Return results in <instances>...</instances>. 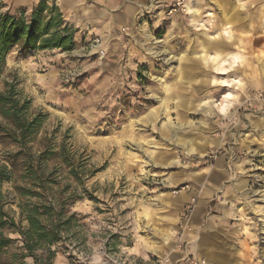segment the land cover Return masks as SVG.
<instances>
[{
	"label": "rangeland",
	"instance_id": "obj_1",
	"mask_svg": "<svg viewBox=\"0 0 264 264\" xmlns=\"http://www.w3.org/2000/svg\"><path fill=\"white\" fill-rule=\"evenodd\" d=\"M0 1L27 14L40 0ZM216 2L211 19L147 14L98 37L75 31L70 51L6 54L0 91L16 80L46 114L23 154L39 165L43 145L64 142L82 173L68 181L77 223L52 264H264V0ZM2 126L0 168L20 175ZM58 167L45 166L54 191L67 186ZM12 185L0 181L16 217Z\"/></svg>",
	"mask_w": 264,
	"mask_h": 264
},
{
	"label": "trees",
	"instance_id": "obj_2",
	"mask_svg": "<svg viewBox=\"0 0 264 264\" xmlns=\"http://www.w3.org/2000/svg\"><path fill=\"white\" fill-rule=\"evenodd\" d=\"M74 33L53 1L40 0L27 14L25 9L14 14L0 12V70L6 54L14 48L19 55L33 50L70 51L74 46ZM30 104L31 100L17 89L16 80L5 82L4 90L0 91L2 128L6 138L19 146L13 155L22 154L17 160L24 167L20 175L15 173L17 168L13 165L11 172L6 168V175L0 168V181L13 183L12 190L6 191V197L11 196L6 198V206L14 203L17 209L12 212L16 217L10 209L4 211L5 201L0 190V255L6 249V264H52L64 237L73 235V226L77 223V214L68 210L75 193V188L68 189V181L82 185V173L74 165V157L64 142L58 150L43 145L36 157L39 165L26 158L28 154H23V150L30 152L31 143L46 119L41 110L30 112ZM49 160L60 169L63 166L67 169L63 177L67 186L63 190L54 191V169L45 173Z\"/></svg>",
	"mask_w": 264,
	"mask_h": 264
},
{
	"label": "crops",
	"instance_id": "obj_3",
	"mask_svg": "<svg viewBox=\"0 0 264 264\" xmlns=\"http://www.w3.org/2000/svg\"><path fill=\"white\" fill-rule=\"evenodd\" d=\"M147 1L148 0H56V5L62 12L64 19L74 27L76 31V40L79 41L84 37H98L109 30L115 31L117 27H123L128 23H132L135 18L139 19L147 15L142 9V5H145ZM188 2L190 5L194 3V8L199 6V11H195L194 13L190 11V14L195 16L201 14L202 18L211 19L209 15H215L218 10L216 0H189ZM168 3L169 1L167 0V2L160 4L155 9V14L153 16L170 18L171 16L165 15V9ZM204 3L206 4L205 6H203ZM177 15L178 18L188 16L187 14L183 16ZM223 38L224 37H221V39ZM217 42H219V40ZM216 54L219 56L218 53ZM210 55L212 56V54Z\"/></svg>",
	"mask_w": 264,
	"mask_h": 264
},
{
	"label": "built area",
	"instance_id": "obj_4",
	"mask_svg": "<svg viewBox=\"0 0 264 264\" xmlns=\"http://www.w3.org/2000/svg\"><path fill=\"white\" fill-rule=\"evenodd\" d=\"M168 6L165 9L166 16H172L175 13L190 14L188 9L189 0H168ZM167 2V0H148L145 5H142V9L147 14L154 15L155 9L160 5ZM210 25V24H209ZM255 104L261 111L264 112V92L258 91L255 94ZM165 262V261H164ZM184 264H196L194 261L186 262Z\"/></svg>",
	"mask_w": 264,
	"mask_h": 264
},
{
	"label": "bare ground",
	"instance_id": "obj_5",
	"mask_svg": "<svg viewBox=\"0 0 264 264\" xmlns=\"http://www.w3.org/2000/svg\"><path fill=\"white\" fill-rule=\"evenodd\" d=\"M194 6V3H192L189 7H192V9L190 10L192 13H194L195 11H199L198 9V7L197 8H194L193 7ZM198 13V12H197ZM228 27V25L226 24L223 28H221L220 30H219V32H217L216 34H214L213 35V38L216 40V41H218V40H220V37H221V35H224V33H226V31L224 30V29H226ZM200 56H203V54H201ZM204 57V56H203ZM205 59V58H204ZM225 63V62H224ZM224 71L226 72L227 71V69H224ZM224 81V80H223ZM230 96V94H228L227 95V97H229ZM191 152V151H190Z\"/></svg>",
	"mask_w": 264,
	"mask_h": 264
}]
</instances>
